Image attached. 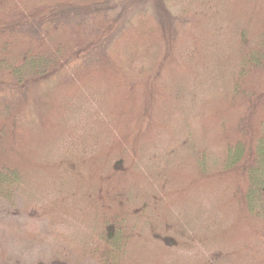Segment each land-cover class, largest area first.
<instances>
[{"label":"trees","instance_id":"1","mask_svg":"<svg viewBox=\"0 0 264 264\" xmlns=\"http://www.w3.org/2000/svg\"><path fill=\"white\" fill-rule=\"evenodd\" d=\"M164 1L106 46L111 0H0V200L81 261L264 264V0Z\"/></svg>","mask_w":264,"mask_h":264},{"label":"rangeland","instance_id":"2","mask_svg":"<svg viewBox=\"0 0 264 264\" xmlns=\"http://www.w3.org/2000/svg\"><path fill=\"white\" fill-rule=\"evenodd\" d=\"M165 7L164 0H111L110 15L117 17L120 22L106 46L118 38L139 13L150 12L158 19L162 18L166 25L173 22ZM63 75L60 74L59 78ZM59 78L40 85L39 89L34 90L35 95L52 88ZM5 96L8 95L0 94V100ZM26 118L31 123L37 122L34 107L29 108ZM34 210L26 209L23 197L16 196L13 201L0 200V264H97L92 258L81 261L77 254L68 251L58 236L59 231L66 233V230L62 227L59 231L53 228L49 219L41 218L38 210Z\"/></svg>","mask_w":264,"mask_h":264}]
</instances>
